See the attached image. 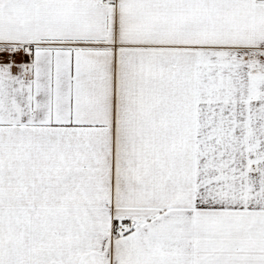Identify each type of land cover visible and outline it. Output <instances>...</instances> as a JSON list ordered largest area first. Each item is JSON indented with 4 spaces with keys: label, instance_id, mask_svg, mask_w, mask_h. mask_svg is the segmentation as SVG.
I'll return each mask as SVG.
<instances>
[{
    "label": "snow or ice",
    "instance_id": "6c2138e0",
    "mask_svg": "<svg viewBox=\"0 0 264 264\" xmlns=\"http://www.w3.org/2000/svg\"><path fill=\"white\" fill-rule=\"evenodd\" d=\"M0 264H264V0H0Z\"/></svg>",
    "mask_w": 264,
    "mask_h": 264
}]
</instances>
